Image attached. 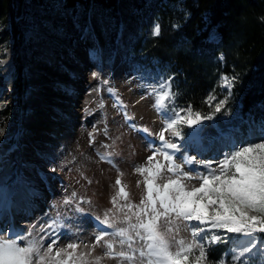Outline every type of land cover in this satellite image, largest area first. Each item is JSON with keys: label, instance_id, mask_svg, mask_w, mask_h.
I'll list each match as a JSON object with an SVG mask.
<instances>
[{"label": "rangeland", "instance_id": "374dc122", "mask_svg": "<svg viewBox=\"0 0 264 264\" xmlns=\"http://www.w3.org/2000/svg\"><path fill=\"white\" fill-rule=\"evenodd\" d=\"M40 6L32 0L15 1L16 21L24 38L19 53L25 63L21 106H18L19 96L15 88L18 57L13 51V43L0 45V127L5 130L0 135V192L10 191L12 206L28 201V206L33 208L32 215L24 210L22 216L18 215L11 222L9 211L5 213L0 203V213L4 216L0 220V230L6 235H10L7 232L9 228H15L23 235L31 231L44 237L47 245L55 238L48 235L52 229L47 225L59 215L72 226L71 231L79 229L81 238L90 241L95 231L94 217L103 216L107 209L112 208L110 198L119 187L115 186L119 175L117 168L123 173L119 178L131 202L138 204L145 186L143 177L134 168L144 164L152 155L150 141H154V146L160 145L155 135L151 140L129 126L135 123L148 127L153 134L163 127L161 117L152 107L154 98L143 85L158 82L161 77L167 78L166 66L158 61L149 63L134 51L141 38H152L150 27L156 20V12L121 13L119 25L115 27L113 21L100 18L94 9L86 23L82 16L74 17L59 2L48 1L44 7ZM173 9L174 21L180 23L187 16L185 9L181 5ZM113 36L115 40L111 43ZM208 40L218 42V33L212 30ZM96 50H99L98 59L95 58ZM93 72L98 73L96 78ZM75 81L77 88L72 95L61 89V85ZM109 88L117 91L126 109L116 105ZM209 93L216 95L213 91ZM220 94V97L216 96L222 98L226 89L221 88ZM69 95V108H63L58 116L36 111V105L32 104L41 101L45 108L55 103L65 104L64 100L69 102ZM242 109V103L233 95L231 116L217 114L214 122L204 121V124L213 126L206 129L205 139L200 142L189 139L187 135L181 140L165 133L166 139L171 138L178 145H183L176 154L177 162H181L184 155L218 161L223 158L224 151L230 150L224 147L230 137L258 134L260 124L264 122V108L255 116L244 114ZM125 111L135 119L126 122ZM33 121L37 127L31 129ZM49 122L66 131L55 134ZM191 131L184 127L186 134ZM90 133L94 136L92 143ZM104 145L110 147L105 148ZM98 152H113L117 167L101 161ZM157 159L163 160L159 156ZM53 167L55 172L51 170ZM193 167L204 170L199 165ZM137 181H141L139 187ZM187 183L198 186L194 180ZM73 192L78 198L91 201L90 204L81 203L84 213L73 211L75 202L70 205L63 203ZM42 227L45 231H40ZM57 234L61 245L73 238L68 229ZM181 235L189 237L187 232ZM229 236L238 238L235 234ZM226 246L225 253H228L231 245ZM101 251L98 248L96 253ZM225 258L230 259V254ZM248 259L249 264H262L259 254ZM103 264H116V261L105 259Z\"/></svg>", "mask_w": 264, "mask_h": 264}, {"label": "snow or ice", "instance_id": "6c2138e0", "mask_svg": "<svg viewBox=\"0 0 264 264\" xmlns=\"http://www.w3.org/2000/svg\"><path fill=\"white\" fill-rule=\"evenodd\" d=\"M170 26L178 29L180 24ZM150 35L153 38L163 35L159 19L153 21ZM95 58H99V50ZM219 59L223 61L224 57ZM92 75L96 78L98 73ZM239 81V74H222L219 86L226 89V94L218 98L209 93L204 100L209 108L206 113L194 109L191 103L185 107L176 104L179 92L174 90L172 76L144 84L154 98L152 107L161 117L163 127L153 134L148 127L129 125L146 137L155 135L160 141L158 147L154 146V141L149 142L152 155L134 168L143 177L145 186L139 203L131 202L119 178L123 173L117 168L119 175L115 186L119 187L110 198L112 208L103 216L94 217L96 225L90 241L81 238L79 229L71 231L72 226L58 215L47 225L52 229L48 235L55 236L47 245L44 237L31 231L23 235L9 228L10 235H6L0 230V264H103L105 259L115 260L116 264H249L248 257L257 254L264 264V236L260 235L264 234V122L258 134L230 137L224 145L230 150L224 151L223 158L218 161L184 155L178 163L175 154L183 145L165 138L168 133L181 140L186 135L196 142L205 139L206 129L213 125L204 124V121L214 122L217 114L231 116V101ZM108 92L117 106L127 108L115 89L109 88ZM124 119L129 122L135 118L125 111ZM184 127L192 131L186 134ZM4 131L0 127V135ZM89 136L92 143L94 136L92 133ZM97 155L101 161L117 167L113 152H98ZM158 156L163 160L157 159ZM193 165L202 166L204 170ZM51 170L55 172L56 168ZM193 180L198 186L187 183ZM140 183L137 181L138 187ZM121 200L124 203H120ZM74 202L75 213L85 212L81 203H91L78 198L75 192L63 203ZM62 229H68L73 237L64 245L59 244L57 234ZM40 231L45 229L42 227ZM182 232H187L189 237L181 235ZM229 234L238 238L233 239ZM222 244L231 245L229 252L216 259L213 256L215 247ZM98 248L102 250L99 254L96 253ZM229 254L230 259H226Z\"/></svg>", "mask_w": 264, "mask_h": 264}, {"label": "trees", "instance_id": "16d2710c", "mask_svg": "<svg viewBox=\"0 0 264 264\" xmlns=\"http://www.w3.org/2000/svg\"><path fill=\"white\" fill-rule=\"evenodd\" d=\"M16 0H0V45L13 43L18 57L15 86L21 106L25 63L19 53L23 47V33L16 21ZM23 0H17L22 2ZM44 7L48 1L59 2L74 16L89 21L93 9L100 18L119 25L121 13L136 11L156 12L163 25L159 38H141L134 51L138 57L166 66L168 76L174 80V90L179 92L176 104L185 107L191 103L202 113L209 111L204 103L208 93L221 96L222 74H239L234 88V99L243 105V113L255 116L264 108V0H32ZM181 5L187 16L178 29L171 28L173 7ZM125 10V8H127ZM83 8V12H82ZM140 15V14H139ZM8 24V27L6 28ZM215 30L219 41L208 40ZM114 36L110 39L113 43ZM224 60L220 61L219 57ZM32 58V56H31ZM264 236V234H262ZM227 246L217 245L213 253L219 259Z\"/></svg>", "mask_w": 264, "mask_h": 264}, {"label": "bare ground", "instance_id": "6f19581e", "mask_svg": "<svg viewBox=\"0 0 264 264\" xmlns=\"http://www.w3.org/2000/svg\"><path fill=\"white\" fill-rule=\"evenodd\" d=\"M78 79L79 78H77V81H78ZM74 84H76V81L73 82L72 84L70 82H68L67 84L61 85V89H65V91H67L70 95H72L73 92H75L76 91V88H77L76 85H74ZM70 95L68 96V101L69 102H67L66 100H64L65 101L64 102L65 104L55 103L53 105L47 106L46 108L44 107L45 104H42L43 102L41 103V101H39L38 103L33 102L32 104L34 106L36 105V107H37V109H35L36 111L38 110L39 112H48V113H52V115L58 116L61 112H63V108H67V109L69 108L67 106V104H71V102H70V97L71 96ZM50 96H52V95H50ZM49 124H50L51 129L54 131L55 134H61V133H63V130L66 131L65 128H61L60 126L56 125L53 122H49ZM36 127L37 126H36V124L33 121V123L30 124V128L31 129H34ZM65 136H66V133L64 134L63 137H65ZM148 138L152 140L153 139V136L152 137H148ZM68 141H69V138H68ZM203 150H204V148L201 149V152ZM4 197H5V200L2 201V199ZM0 203L3 206V208L5 210V213H6V210L9 211V215H10L11 222H12V220H14V218L17 219V217H19L18 215L21 214V216H22V212L24 210H26V213H28L29 215H32V209L33 208H31V207L28 206V201H22L21 204H19L18 206L17 205H14V204H13V206L11 205V203H10V191H8V190H4L3 193L0 192ZM34 210H36V209H34ZM3 218H4L3 214L0 213V220L3 219ZM9 222H10V220H9Z\"/></svg>", "mask_w": 264, "mask_h": 264}]
</instances>
